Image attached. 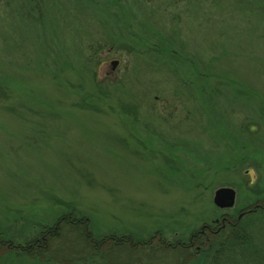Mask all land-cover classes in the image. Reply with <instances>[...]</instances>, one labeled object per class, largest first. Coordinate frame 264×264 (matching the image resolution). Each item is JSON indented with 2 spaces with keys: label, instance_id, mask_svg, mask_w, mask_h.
I'll return each mask as SVG.
<instances>
[{
  "label": "rangeland",
  "instance_id": "1",
  "mask_svg": "<svg viewBox=\"0 0 264 264\" xmlns=\"http://www.w3.org/2000/svg\"><path fill=\"white\" fill-rule=\"evenodd\" d=\"M263 195L264 0H0V264H104L89 237L178 264L110 241L188 240Z\"/></svg>",
  "mask_w": 264,
  "mask_h": 264
},
{
  "label": "trees",
  "instance_id": "2",
  "mask_svg": "<svg viewBox=\"0 0 264 264\" xmlns=\"http://www.w3.org/2000/svg\"><path fill=\"white\" fill-rule=\"evenodd\" d=\"M243 210L245 212L241 218L233 217L231 221L219 223L218 225L220 226L215 230L218 232L216 234H210L208 240H203V245L194 249L191 254L182 247L183 242L179 241L181 239L170 242L172 247L175 246L178 249H173L166 245V240L164 239H160L161 243L157 246V244L152 243V236L144 238L143 240L130 238L122 242L121 240L112 239L113 241L111 240L110 242L115 243L114 245L126 243L130 251L145 248L152 252L158 250V253L166 250H180L179 257L181 261L178 264H264V195L258 198L254 205ZM65 218L67 219L66 215ZM70 220H68V223H70ZM64 223L67 224L66 221ZM206 225L211 228L218 226L214 225V222ZM221 225L224 226L222 227ZM197 231L194 230L195 233ZM44 233L41 232V234ZM41 234L39 235L40 237ZM93 240L94 237L83 238L84 243L82 244L84 248L78 251V253L85 257L83 261L90 260L94 263L96 258H98L99 260L103 259L104 264H119L118 260L114 259L116 257L111 256L110 253L108 254L109 258L106 259V253H102V250L93 246L96 243ZM147 262H149L147 264H154V261L147 260ZM78 263L82 262L78 259L76 260V264ZM124 263L133 264V260ZM162 263L164 262L158 261V264ZM135 264H139V261H135Z\"/></svg>",
  "mask_w": 264,
  "mask_h": 264
},
{
  "label": "flooded vegetation",
  "instance_id": "3",
  "mask_svg": "<svg viewBox=\"0 0 264 264\" xmlns=\"http://www.w3.org/2000/svg\"><path fill=\"white\" fill-rule=\"evenodd\" d=\"M257 206H258V204H257ZM226 219H225V218ZM63 218V216H60L59 217V219L56 221V223L60 220V219H62ZM222 218H224V220L222 219ZM222 219V220H221ZM221 219H219V220H214L213 222H214V225H218L219 223H222V222H228V221H231L230 220V217H227L226 215H223L222 217H221ZM227 219H229V220H227ZM55 223V224H56ZM55 224L53 225V228L54 227H56L55 226ZM62 227V226H61ZM53 229L51 228V230L50 229H46L44 232V234H41V237L40 236H34L32 239H31V242H30V246H33V245H35L34 243L35 242H40L42 239V243L44 244L45 243V241H47V239H48V237H47V235L52 231ZM43 233V232H42ZM199 233H200V235H199ZM215 233V228H211V227H208L206 224H203L199 229H198V231H197V233H195L194 231H192L191 233H189V236H188V240H179V241H182L183 243H182V247L183 248H185V249H187L188 247L189 248H194V249H196V248H199V246H201V245H203L202 244V241L203 240H208V236H210V234H214ZM156 234H157V246H158V244H160L161 242H160V239H159V237H158V232H156ZM155 234V235H156ZM160 234V233H159ZM111 236V235H110ZM125 237V236H124ZM130 238V237H129ZM113 240H115V239H113ZM117 240H121V241H123L122 240V238L121 239H117ZM151 240H153V236H152V238H151ZM178 241V242H179ZM166 245H168L169 247H172V245H171V243L170 242H167L166 241ZM177 246V245H176ZM187 247V248H186ZM172 248H175V246L174 247H172ZM188 250V249H187Z\"/></svg>",
  "mask_w": 264,
  "mask_h": 264
},
{
  "label": "water",
  "instance_id": "4",
  "mask_svg": "<svg viewBox=\"0 0 264 264\" xmlns=\"http://www.w3.org/2000/svg\"><path fill=\"white\" fill-rule=\"evenodd\" d=\"M235 190L231 187H220L218 188L213 196V203L218 208H230L233 207L235 203ZM242 216V213L239 214L238 218Z\"/></svg>",
  "mask_w": 264,
  "mask_h": 264
}]
</instances>
